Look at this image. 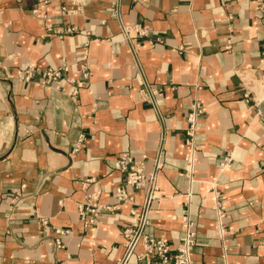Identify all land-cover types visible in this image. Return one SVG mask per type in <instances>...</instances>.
Masks as SVG:
<instances>
[{
  "label": "crops",
  "instance_id": "crops-1",
  "mask_svg": "<svg viewBox=\"0 0 264 264\" xmlns=\"http://www.w3.org/2000/svg\"><path fill=\"white\" fill-rule=\"evenodd\" d=\"M263 43L258 0H0V264H160L141 244L127 256L145 190L126 186L122 155L155 171L142 234L173 251L188 222L193 264H264V97L242 87L264 79ZM84 55L74 99L42 83ZM118 187L134 202L82 230L78 204L115 205Z\"/></svg>",
  "mask_w": 264,
  "mask_h": 264
},
{
  "label": "built area",
  "instance_id": "built-area-1",
  "mask_svg": "<svg viewBox=\"0 0 264 264\" xmlns=\"http://www.w3.org/2000/svg\"><path fill=\"white\" fill-rule=\"evenodd\" d=\"M47 3V1H44ZM258 10L264 16V0H258ZM63 14L69 15L72 11H69L66 7L61 9ZM33 13H37L36 10ZM72 28L65 29L64 32L72 31ZM124 38L126 41L127 31L123 28ZM262 55L264 56V43L262 47ZM86 55V54H85ZM82 57V62L78 66V70L74 77L69 76V65L62 61V65L58 68H49L42 72L41 80L43 84L49 82H58L61 79L65 80L68 85L67 93L71 99H74L79 90L86 87V80L90 76V71L86 63V56ZM33 76L32 69H24L22 71V78L29 81ZM242 87L247 89L246 83L242 82ZM145 95L148 99H152L153 94L150 88L145 89ZM247 99V94L244 95ZM202 107L197 101L193 103L191 107V113L187 117L189 124L187 135L194 131L196 121L202 115ZM189 143V142H188ZM187 143V144H188ZM187 164L190 165L189 157L185 159ZM231 162V156L228 155L223 163L220 165L221 168L228 167ZM156 167H158V160L156 161ZM114 167L118 171L125 175V184L132 190H145L144 202L140 208V211L133 209L130 211L131 216L134 218V223L129 229L124 231L125 237L127 239V256L130 255L132 250L138 245H142V252L137 256L139 261H145L149 263L152 257L158 259L160 264H193L191 254L193 247L195 245V232L192 230L193 224H186L187 230L184 236L179 240L176 247L171 250L168 242L162 238H156L148 235L142 234V228L146 224V210L150 200L154 197V192H156L155 182V171L152 173H147L145 171L144 163L142 161H135L130 156L122 155L114 162ZM89 181H86V184ZM115 205H104L99 203L98 194L90 195L87 200L77 206L78 222L82 230H86L92 227L97 218L102 212L113 213L117 210L120 205L131 204L134 202V196L129 195L122 187H118L115 190ZM224 218V213L220 210L217 213V221L215 228L218 231L221 219ZM43 224L46 222L40 220ZM57 234H63V231L55 230ZM55 244L57 248L61 247V242L58 238L55 239Z\"/></svg>",
  "mask_w": 264,
  "mask_h": 264
},
{
  "label": "rangeland",
  "instance_id": "rangeland-1",
  "mask_svg": "<svg viewBox=\"0 0 264 264\" xmlns=\"http://www.w3.org/2000/svg\"><path fill=\"white\" fill-rule=\"evenodd\" d=\"M245 83L255 94L257 93H260V95L264 94V79L256 80L255 78H252V77H246ZM7 126L10 127L9 125H6L4 127H7ZM0 131H1V128H0Z\"/></svg>",
  "mask_w": 264,
  "mask_h": 264
},
{
  "label": "bare ground",
  "instance_id": "bare-ground-1",
  "mask_svg": "<svg viewBox=\"0 0 264 264\" xmlns=\"http://www.w3.org/2000/svg\"><path fill=\"white\" fill-rule=\"evenodd\" d=\"M257 94H258V96L260 95V93H257ZM261 96L264 97V94L260 95L259 97L262 98ZM8 125L10 126V124H8Z\"/></svg>",
  "mask_w": 264,
  "mask_h": 264
}]
</instances>
